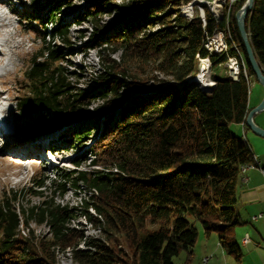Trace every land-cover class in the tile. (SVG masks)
<instances>
[{"label":"trees","instance_id":"1","mask_svg":"<svg viewBox=\"0 0 264 264\" xmlns=\"http://www.w3.org/2000/svg\"><path fill=\"white\" fill-rule=\"evenodd\" d=\"M71 1H33L35 11L46 7L48 12L36 18L50 27L46 30L48 25H43L42 44L23 71L27 91L18 96L16 110L21 116L41 111L56 119L102 114L100 123L96 118L89 120V127L99 130L88 152L90 164L98 167L64 169L58 181L41 184L52 194L28 208L1 198L0 264H54L56 244L72 245L71 259L76 264H174L173 257L180 252H185L182 264H191L196 222L205 234L214 232L217 243L239 260L234 228L243 221L237 211V187L244 166L254 163V154L244 135L229 125L248 129V80L242 73L238 80L227 78V55H212V87L204 90L185 81L197 72L196 55H205L204 30L222 28L224 20L217 22L205 8L203 30L199 18L188 20L180 14L187 0H124L123 5L111 7L127 14L126 18L109 27L101 16L110 0H87L73 20L90 23L92 39L87 48L96 50L101 71L97 86L86 90L72 86L60 66L63 49L72 47L67 38L69 25L58 23L56 14ZM244 2L237 0L233 5L229 28L249 78L254 74L234 18ZM245 24L264 72V0L253 1ZM46 37L58 39L61 45H50ZM102 50L109 54L102 57ZM116 53L118 57L110 56ZM137 61L151 64L152 70L162 74L157 90L148 91L147 79L128 71V64ZM152 79L158 81L156 76ZM131 90L136 93L130 95ZM94 102L100 105L86 110ZM89 131L85 124L73 128L72 140L82 147L81 139ZM80 163L74 161L76 166ZM66 183L85 188L79 212L55 200L66 192ZM78 213L100 226L103 239L85 236L69 225ZM29 219L44 223L50 238L35 241L31 235H20V225L27 227ZM78 240L84 248H76Z\"/></svg>","mask_w":264,"mask_h":264},{"label":"rangeland","instance_id":"2","mask_svg":"<svg viewBox=\"0 0 264 264\" xmlns=\"http://www.w3.org/2000/svg\"><path fill=\"white\" fill-rule=\"evenodd\" d=\"M33 1L34 0H32L31 4H28L25 0H19V2H17V0H0V3L6 4L11 8L12 12L19 17V23L16 25V28L20 29V26H23V31L20 35L15 36L13 43L21 46V55L25 57L22 64L17 66L15 76L8 77L13 83L6 84L3 80H0V89H13V91L9 93L13 97L12 104L7 109V115L2 118L5 121L4 127L0 128V199L3 197L7 198L13 206L23 208H28L37 204L40 200L44 199V195L49 196L52 194L47 188L41 186V184H48L52 179L58 181V173L64 169L78 168L81 170H93L98 167L90 164L91 156L88 152L89 145L92 139L96 137L99 130L91 129V127H89V120L96 118L100 123L102 118V114H92L91 116L79 114L74 116V118L61 116L59 119H56L58 117L55 118L53 114L46 115L41 111H36L33 114L24 116L18 114L16 110L17 98L27 91L23 71L26 70L30 59L42 44L40 31L44 29L43 25L47 24L41 23L40 19L36 18V16H44V14L48 12L46 7L41 8L39 11H35V3H33ZM123 1L124 0H110L111 4L104 5L103 11L105 13L101 16V22L105 21L110 23L111 25L109 27H111L123 21L127 14L121 13L115 7H111L112 4L117 6L123 5ZM87 4V0H72L69 6L63 5L61 7L56 14V18H58V23L62 22L69 25L67 38L72 47L71 49H63L64 60L60 62V66L66 70L67 79L72 86L90 90L94 89L98 83L96 76L101 71L99 59H97L95 49L87 48L92 39V36L89 34L91 31L90 23L86 21L78 23L73 20L74 13L77 10L83 9ZM183 8L180 6V12L181 9L190 13L192 12V14H198L199 11L198 7L194 10L191 9L192 11L187 7ZM207 10L209 9L207 8ZM28 11L31 12L28 13ZM47 25L46 30L50 27V23L48 22ZM155 29H157V27ZM9 31L12 30L9 29ZM98 32L100 33L101 29L98 30ZM46 41H48L50 45L54 42L57 45H61L56 38L50 39L46 37ZM108 54V50L101 51L102 57H106ZM110 56L116 58L118 54H111ZM127 69L128 71H135L140 78L147 79L150 85L148 91H155L162 84V82L159 81L163 78L162 74L152 70L151 64H144L137 61L132 65L128 64ZM197 73L198 72L194 75ZM194 75L189 77H193ZM222 75L223 74H221V76ZM152 76H156L158 81L152 79ZM189 77H187L186 80ZM197 84L200 87L202 86L199 83ZM248 84L249 102L253 105L264 88L252 76L248 78ZM129 93L132 95L135 94L136 91L131 90ZM99 105L100 102H94L91 106H88L86 110H91ZM94 110L95 109L92 111ZM255 118L264 123V109L256 112ZM83 124L88 127L90 133L88 137H83L81 139L85 144L79 147L77 145L78 143L72 140L71 133L73 128ZM229 128L235 132L236 123H231ZM63 133H65V135H63ZM76 160L81 161L79 166L74 164ZM84 190V186L74 188L66 183V192L62 197L56 196L55 200L61 204L75 206L77 212H79L81 210ZM88 211L93 214L91 208H88ZM69 225L78 228L85 236L103 239L100 226L98 227L90 224L79 213L76 219L71 221ZM20 226L19 234L22 236L31 235L35 241L40 238H50V233L44 223H36L34 219H29L27 227L23 225ZM195 226L198 230V234L192 247L191 264H250L249 258L246 259L243 257L240 260H235L232 255L228 254L227 251L217 243L216 234L214 232L207 235L203 232L198 222L195 223ZM241 228L240 225L236 226L234 228V233L238 235V231ZM237 239L239 241L240 238ZM75 245L76 248L85 247L81 240H78ZM71 247L72 245L63 247L56 244L54 248V264H76V262L68 259L69 257L65 253L67 250L66 248H70L71 250ZM204 256L209 257L208 261L202 262ZM184 258L185 252H180L177 256L173 257V262L174 264H182Z\"/></svg>","mask_w":264,"mask_h":264},{"label":"crops","instance_id":"3","mask_svg":"<svg viewBox=\"0 0 264 264\" xmlns=\"http://www.w3.org/2000/svg\"><path fill=\"white\" fill-rule=\"evenodd\" d=\"M263 96L264 90L253 105L249 102V108L254 107ZM253 121L264 129V123L255 118V113ZM235 132L244 135L258 165L247 169L239 181L237 211L243 222L240 232L238 235L234 233V237L241 251L240 259L249 258L250 264H264V137L255 135L249 129L244 130L241 124H236ZM237 238H240L239 241Z\"/></svg>","mask_w":264,"mask_h":264},{"label":"clouds","instance_id":"4","mask_svg":"<svg viewBox=\"0 0 264 264\" xmlns=\"http://www.w3.org/2000/svg\"><path fill=\"white\" fill-rule=\"evenodd\" d=\"M19 2V0H17ZM31 4L32 0H25ZM19 23V17L12 12L11 8L4 3H0V80L6 84L13 83L8 77H14L16 68L22 64L25 57L21 55L20 45L14 44L15 36L20 35L23 26L16 28ZM11 29L12 31H9ZM13 89H0V119L7 115V109L11 106L13 97L9 94Z\"/></svg>","mask_w":264,"mask_h":264},{"label":"built area","instance_id":"5","mask_svg":"<svg viewBox=\"0 0 264 264\" xmlns=\"http://www.w3.org/2000/svg\"><path fill=\"white\" fill-rule=\"evenodd\" d=\"M237 0H209L208 9L212 13L214 19L218 22L224 20V27L215 28L214 32H210L211 43H217L219 47L223 48V55L228 56V64L225 68L224 72L230 73L233 75V80H238L241 73L248 80V76L246 73L245 65H239L233 53L229 54V50L233 52V38L229 28V16L232 10L233 5ZM208 10V11H209ZM210 60L206 59L205 55L201 58V72L200 75H204V70L208 64H210ZM207 89L209 86L207 84ZM258 165L257 160L254 156V163L251 166H244V173L247 169ZM263 171V169H262ZM247 238L244 237V241ZM209 257H203L202 262L208 261Z\"/></svg>","mask_w":264,"mask_h":264},{"label":"bare ground","instance_id":"6","mask_svg":"<svg viewBox=\"0 0 264 264\" xmlns=\"http://www.w3.org/2000/svg\"><path fill=\"white\" fill-rule=\"evenodd\" d=\"M183 7L184 8L187 7L190 10L191 9L194 10L196 7H198V9H199L198 14H192V12L190 13V12H188L186 10L183 11L182 9H181L180 14L184 15L185 18H187L188 20H191L194 17L199 18L201 20V22H202V29L204 30V25H205V22H206L205 15H204V9L209 7V0H187L184 3L181 4V8H183ZM212 32H214V30ZM204 33H205V35H204V39L202 41V49L205 51L206 59L210 60V57L212 55H223V48L219 47L217 43H211L210 33H207L205 30H204ZM233 52H234L233 55L236 58V60L239 63V65H245V60L243 58V54L241 52V49L239 48L238 44L234 40H233ZM196 58H197V72L198 73L196 75H194L193 77H189L186 81L190 80V81H193V82H197L200 85H202L201 86L202 89L206 90L207 89V84H208L209 88L212 87L215 84V81L213 79H211L210 76H209L211 63L208 64V66H206V68L204 70V75H200V72H201V58H202V56L197 54ZM227 64H228V56H227V58L225 60V68L227 67ZM0 70H3V68L0 67ZM224 74H225V76L227 78L233 80V75L232 74L227 73V72H224ZM4 122H5L4 119H2V120L0 119V128L2 127V123H4ZM66 249L67 250L65 251V253L69 257L68 259H70L72 261V259H71V250H70V248H66ZM57 251H58V249H57ZM204 257H208V256H204Z\"/></svg>","mask_w":264,"mask_h":264},{"label":"water","instance_id":"7","mask_svg":"<svg viewBox=\"0 0 264 264\" xmlns=\"http://www.w3.org/2000/svg\"><path fill=\"white\" fill-rule=\"evenodd\" d=\"M253 1L254 0H245L242 6L236 11L234 18L240 39L242 41V45L247 61L253 71L254 78L264 88V72L260 68L259 63L255 58L245 24L246 17L251 13L253 7ZM263 109H264V96L257 105L249 109L247 116L245 118V125L248 127V129L251 130V132H253L255 135L261 137H264V129L254 123L253 114L262 111Z\"/></svg>","mask_w":264,"mask_h":264}]
</instances>
